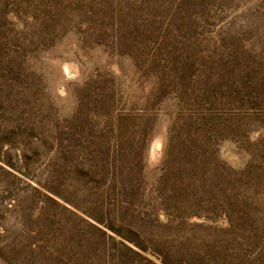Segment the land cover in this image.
Instances as JSON below:
<instances>
[{
  "label": "rangeland",
  "instance_id": "374dc122",
  "mask_svg": "<svg viewBox=\"0 0 264 264\" xmlns=\"http://www.w3.org/2000/svg\"><path fill=\"white\" fill-rule=\"evenodd\" d=\"M0 264H264V0H0Z\"/></svg>",
  "mask_w": 264,
  "mask_h": 264
}]
</instances>
